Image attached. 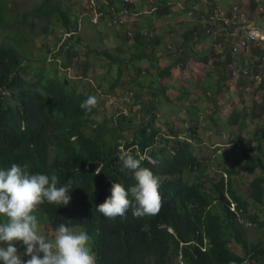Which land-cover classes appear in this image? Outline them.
<instances>
[{"label": "trees", "instance_id": "trees-1", "mask_svg": "<svg viewBox=\"0 0 264 264\" xmlns=\"http://www.w3.org/2000/svg\"><path fill=\"white\" fill-rule=\"evenodd\" d=\"M105 1L98 0V8L104 14L97 21L91 4L81 14H88L96 27L103 22L109 27L114 25L120 40L117 54L84 43L88 52L105 55L110 67L114 63L119 66L110 92L101 99L91 83V76H96L91 73L94 63L78 58L81 52L75 44L83 39L79 35V14L71 19L76 11L63 8L57 3L59 0H41L24 13L23 22L31 31L37 26L31 20L35 17L44 23L46 35L55 32L54 19L65 34L71 33L62 42L58 37L53 45L38 39V45L31 46L22 26L12 24L8 0H0V25L14 26L9 41L0 43V167L27 163L32 171L57 174L61 183L71 181L67 205L45 202L37 206L36 215L43 221L42 233L49 238L61 221L84 227L91 237L97 264H174L180 257L183 264H264V240L247 238L241 221L248 219L251 224L264 227V84L256 89L257 101L252 110L243 108V104L232 107L226 118L229 126L248 124V119L255 124L249 150H243L245 161L238 168L227 165L231 148H224L221 143L217 144L221 149L212 154L202 155L194 149L202 111L195 119V109L188 110V129L167 122L168 133L159 125L156 112L158 92L169 102L176 97H190L185 86L179 94H170L172 86L163 81L170 80L177 66L183 71L192 61L203 64L207 66L206 74L216 80V94L224 90L226 94L233 93V89H228L231 81L236 92L244 94L243 89H248L246 86L254 79L235 80L228 71L229 63L240 58V65L255 67L251 74L264 73V66L258 67L264 49L253 48L247 59L246 54L234 56L229 49L224 51L225 57L216 54L215 43L221 38L212 40L207 19L219 7L220 0ZM251 1V7L256 8L257 1ZM174 3L184 5L187 12L182 21L187 16L192 24H181L184 31L180 38L173 45L167 42V47L174 49L170 54L173 61L156 67L158 49L169 38L157 27L163 24L162 20L171 18L177 8ZM196 4L206 11L197 10ZM200 45L207 46L210 52L204 53ZM42 50H47V57L37 56L36 52ZM48 60L56 63L54 70L49 68ZM129 63L131 86L123 95L124 91L120 94L116 89L125 82L122 65ZM158 80L163 85L154 91ZM141 89L145 91H136ZM90 95H96L97 102L89 110L82 109L81 102ZM104 101L107 107L118 106L111 115L102 110ZM192 107L198 110L196 105ZM101 115L102 119H97ZM122 149L142 156V164L160 175L161 207L157 214L134 217L130 207L124 216L108 218L97 211V205L110 194L112 181L126 186L134 183L131 172L123 168L119 159ZM219 155L223 161L219 162ZM257 171L246 182L247 194L243 196L236 179ZM145 224L146 231L142 230Z\"/></svg>", "mask_w": 264, "mask_h": 264}, {"label": "rangeland", "instance_id": "rangeland-1", "mask_svg": "<svg viewBox=\"0 0 264 264\" xmlns=\"http://www.w3.org/2000/svg\"><path fill=\"white\" fill-rule=\"evenodd\" d=\"M41 0H8L7 8L10 15L14 18L12 24L21 25L24 34L28 33V40L31 46L38 45L36 42L39 39L40 41L50 42L52 45L56 43L58 37H60V42L62 40V35L64 32L63 27L59 22L55 19L53 20L55 23L52 25L55 32L52 34H44V29L42 26L44 25L43 22H39L38 19L32 17L31 20L34 23L36 21L37 26L33 27V31L29 25L23 22V15L28 10H31L36 4H38ZM60 5L68 9L69 7L71 10L76 11L77 13L71 14V19H75L76 14L80 16V24L81 29L79 35L83 39L82 42L77 45V48L80 50V54L78 55L80 61H89L94 63V70L91 73H94L96 76L91 78L93 79L91 83L96 87L98 90L99 98L105 97V95L110 92V87L112 82L116 79L117 73L119 70V66L115 63L109 66V60L105 55H97L95 52H88V46L84 45V43H91L93 47H97L99 49H105L110 51L111 53L117 54L116 47L120 43L117 35L115 34V27L114 25H108V23H101L99 27H96L91 21L88 14H84L86 9L88 8V0H59ZM229 3V0H220L219 4L221 6H225ZM176 5V10L172 14H170L171 18L162 20V25L158 26L157 28L160 29L161 32L167 33L169 38L166 37L164 40L166 43L165 45L161 46V50L158 49L157 55H159V61L156 62V67L158 66H166L173 60L170 58L171 52L173 53L174 49L167 47V42L171 41L172 45L175 44L174 40L179 39L181 33L184 31L182 29L181 24H192L191 20L185 17L186 21H182L187 11H185L184 5L180 3H174ZM201 10V9H200ZM79 20V18H78ZM259 22L264 24V17L261 16L258 18ZM17 22V23H16ZM185 22V23H183ZM180 25V26H179ZM14 26L3 28L0 25V43L9 41V36L13 34ZM58 41V42H59ZM210 43V40L207 41ZM50 44V45H51ZM40 46V45H39ZM201 46V47H200ZM198 46L200 50H203L204 53L209 51L207 46ZM194 48H197L195 46ZM171 49V50H170ZM219 51V50H217ZM202 51H199L201 54ZM210 52V51H209ZM37 56L39 57H47V50H42L36 52ZM240 53H237L239 55ZM246 59L251 57V51L245 52ZM122 56H126L127 54L122 53ZM215 59L217 57L215 56ZM222 57L220 58V60ZM239 63L241 62L240 58L238 59ZM49 68L54 70L57 66L54 61L48 60ZM188 67L183 71L179 69L177 66L176 69L172 72V77L169 79H162L165 83L169 86H172L173 91H170V94L173 92L178 93L180 92V88L188 87V91L190 92V97L188 98H179L176 97L173 102H169L163 96L164 94L158 92L159 99H158V107L156 110L157 115L159 116V125L164 129L165 132L168 133V127L166 123H176L181 125L183 128L188 129L190 125V119L186 120V116L188 115V110H194L196 112V118H198L200 111V118H199V126L197 132V139L194 142V149L199 151L202 155L204 154H212L215 152L217 148L221 149V146L218 147V143L223 144L225 147L230 149L228 151L227 157V165H231V167H240L242 163H244V154L243 150H249V143L250 139L253 137L252 133L254 130V123L248 119V124L236 125V126H229L226 122L227 115L231 111L232 107L240 108L243 104V108L246 107L249 111L252 110V106L254 102L257 101L255 93H258L256 90L257 83L249 84L246 86L248 89H243L244 94H238L235 89L234 82L231 81L232 87H228V89H233V93H227L226 91L218 92L216 94L218 85L216 84V80L208 76L207 66L205 67L203 64H198L195 61L190 62L187 64ZM123 72L122 76L124 79V83L120 85L116 90L120 94L124 91L123 95L128 92V88H130L131 83H129V76L127 74L128 67H131V63L122 65ZM115 69V71H114ZM153 71H156V68H153ZM62 74V73H61ZM238 76H235L234 79L236 80ZM252 79V77H250ZM81 81V80H80ZM163 81L158 80L154 84L153 90H157V88H161L163 85ZM80 83V82H79ZM83 83V81H82ZM210 86L209 89L206 87ZM237 87L242 88L243 86ZM136 91H145L143 89L136 90ZM130 92L134 93V91ZM149 92H145L147 94ZM215 93V94H214ZM233 94V96H232ZM122 95V96H123ZM109 96V95H108ZM232 96V98H231ZM261 97V96H260ZM255 98V99H254ZM103 101V100H102ZM125 101V98H124ZM116 102H119L116 100ZM120 105V103H119ZM192 105H196V108H193ZM102 110L107 114H112L113 110L116 107L106 106V102L102 104ZM104 113V114H105ZM102 114V115H104ZM102 115L97 119L101 120ZM134 116V114H133ZM213 117V118H212ZM139 120V119H138ZM231 128V130H230ZM220 129V133H218ZM240 137L243 138V141L240 140ZM233 141L235 143H233ZM241 141V142H240ZM233 143V144H232ZM240 143V144H239ZM239 144V145H238ZM222 148V149H224ZM221 152V151H219ZM218 160L223 161L224 157L222 155L218 156ZM220 165V163H218ZM234 164V166H233ZM257 172L254 174L245 173L239 176L236 179V187L243 196L247 194V183L249 182V177L256 175ZM261 218L264 221V213H261ZM41 221V232L45 231L43 226V221L38 217ZM243 223V228L245 235L252 241H262L264 240V227L257 226L251 224L248 219L241 220ZM43 234V233H42ZM21 246V251H22ZM174 264H182L180 263V259L175 260Z\"/></svg>", "mask_w": 264, "mask_h": 264}, {"label": "clouds", "instance_id": "clouds-1", "mask_svg": "<svg viewBox=\"0 0 264 264\" xmlns=\"http://www.w3.org/2000/svg\"><path fill=\"white\" fill-rule=\"evenodd\" d=\"M247 1L251 7V0H241ZM232 3L233 0H229L227 5L219 7L227 8ZM90 4L93 13L98 10L104 14L103 9L98 8V0H88L87 7ZM196 7L199 11L207 9H203L201 4H196ZM213 28L210 25L208 33L213 41L221 38L217 45L222 44L221 51H217L219 48L215 43L216 54L225 57L224 51L232 49L230 42L225 41L224 37H213L209 32ZM70 35L65 34L64 30L62 41ZM253 48L257 47L251 46L249 51ZM96 102V95H90L81 102L80 107L89 110ZM119 159L123 168L131 172L134 183L126 186L123 182L112 181L110 194L97 205V211L108 218L122 217L130 207L134 217L157 214L161 207L160 175L144 166L143 157L131 154V150L122 149ZM71 187V181L61 183L57 174L32 171L27 163L13 162L8 167H0V264H97L91 237L84 227L61 221L51 238L41 232L37 206L45 202L67 205L71 198ZM147 229V224L142 225V230ZM178 259L182 263L181 257Z\"/></svg>", "mask_w": 264, "mask_h": 264}, {"label": "built area", "instance_id": "built-area-1", "mask_svg": "<svg viewBox=\"0 0 264 264\" xmlns=\"http://www.w3.org/2000/svg\"><path fill=\"white\" fill-rule=\"evenodd\" d=\"M256 1L258 5L254 10L250 7L249 1L241 2L239 0H233L232 5L227 8L215 7L207 19L208 23L214 27L209 32L215 38L224 37L225 41L230 42L231 52L234 56L237 53L248 52L251 46L264 49V25L258 20L259 17H264V1ZM102 14V11L95 10L94 20L97 21L98 17ZM217 46L219 51H221L222 44ZM263 66L264 56L262 63L258 64L260 68ZM254 68L253 65H240L239 61L233 60L229 63L228 71L233 76H238L237 78L252 77L257 83V86H261L264 84V73L251 74L254 73Z\"/></svg>", "mask_w": 264, "mask_h": 264}]
</instances>
